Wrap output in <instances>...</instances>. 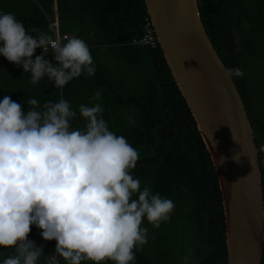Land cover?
<instances>
[{"label": "trees", "instance_id": "trees-1", "mask_svg": "<svg viewBox=\"0 0 264 264\" xmlns=\"http://www.w3.org/2000/svg\"><path fill=\"white\" fill-rule=\"evenodd\" d=\"M199 8L227 69L243 73L232 78L255 132L264 187V0H199ZM2 13L13 14L34 39L38 37L32 28L54 39L52 24L57 15L61 34L86 42L96 71L58 89L47 77L31 83L30 72L0 55V100L10 97L27 115L30 98L41 107L63 98L77 111L74 128L84 126L79 105L99 103L109 130L125 137L138 152L130 174L141 182V191L147 185L153 194L173 201L169 220L159 228L145 218L142 227L148 230L147 243L134 249V264H228L222 193L196 121L160 45L155 49L132 45L145 34L149 17L145 0H0ZM40 49L35 50L33 60L43 55ZM46 59L55 64L52 50ZM97 91L100 100H92ZM28 239L43 250L38 264H47L57 242L45 241L35 225ZM11 254L0 248V264ZM58 263L67 264L62 257Z\"/></svg>", "mask_w": 264, "mask_h": 264}, {"label": "clouds", "instance_id": "clouds-1", "mask_svg": "<svg viewBox=\"0 0 264 264\" xmlns=\"http://www.w3.org/2000/svg\"><path fill=\"white\" fill-rule=\"evenodd\" d=\"M30 31L38 39L13 14H0V55L30 72L31 83L47 77L62 89L81 75H95L84 40L60 44L49 33ZM49 47L55 64L46 59ZM37 48L44 53L33 60ZM225 74L243 75L238 68ZM100 98L97 91L91 99ZM27 103L25 115L10 97L0 100V248L12 253L3 264H38L43 250L28 239L32 225L45 241L57 242L55 253L67 264H134V249L147 243L145 218L159 228L169 220L173 201L147 185L141 191L130 174L138 152L109 130L99 103L79 105L83 128L72 126L77 111L63 98L42 107L35 98ZM233 160L239 163L236 155Z\"/></svg>", "mask_w": 264, "mask_h": 264}, {"label": "water", "instance_id": "water-1", "mask_svg": "<svg viewBox=\"0 0 264 264\" xmlns=\"http://www.w3.org/2000/svg\"><path fill=\"white\" fill-rule=\"evenodd\" d=\"M145 3L166 62L216 170L223 198L228 264H262L263 173L255 132L240 91L234 79L225 74L227 67L207 33L199 0ZM235 155L239 163L233 160Z\"/></svg>", "mask_w": 264, "mask_h": 264}, {"label": "built area", "instance_id": "built-area-1", "mask_svg": "<svg viewBox=\"0 0 264 264\" xmlns=\"http://www.w3.org/2000/svg\"><path fill=\"white\" fill-rule=\"evenodd\" d=\"M52 26L54 27V32H55V37L53 39L54 42L63 44V42H65L66 40L70 38L69 35L67 34L63 35L60 33L59 21H58L57 15L55 16V22L52 24ZM144 30H145V34L139 39H134L132 42V45L151 47L153 49L157 48L159 45V42H158L155 29L153 27V22L150 16L145 19ZM49 50H52V48L49 47ZM40 51H44L43 48H41ZM261 151L264 152V147L261 148ZM59 259H60V256L55 253L54 255L48 256V258L46 259V262L47 264H59L58 263Z\"/></svg>", "mask_w": 264, "mask_h": 264}]
</instances>
